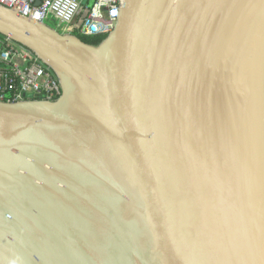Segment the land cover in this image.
<instances>
[{"label": "water", "instance_id": "95a60500", "mask_svg": "<svg viewBox=\"0 0 264 264\" xmlns=\"http://www.w3.org/2000/svg\"><path fill=\"white\" fill-rule=\"evenodd\" d=\"M0 34L62 91L0 103V264H264V0H125L96 47L0 5Z\"/></svg>", "mask_w": 264, "mask_h": 264}, {"label": "built area", "instance_id": "2783aa9c", "mask_svg": "<svg viewBox=\"0 0 264 264\" xmlns=\"http://www.w3.org/2000/svg\"><path fill=\"white\" fill-rule=\"evenodd\" d=\"M124 4L125 0H0L1 6L21 17L45 25L57 23L61 31L84 37L111 34ZM61 93L48 66L0 34V103L55 102Z\"/></svg>", "mask_w": 264, "mask_h": 264}, {"label": "trees", "instance_id": "16d2710c", "mask_svg": "<svg viewBox=\"0 0 264 264\" xmlns=\"http://www.w3.org/2000/svg\"><path fill=\"white\" fill-rule=\"evenodd\" d=\"M78 39H80L83 43L96 47L98 44H100L103 40L107 38V35H96L95 37H84L80 34H73Z\"/></svg>", "mask_w": 264, "mask_h": 264}, {"label": "rangeland", "instance_id": "374dc122", "mask_svg": "<svg viewBox=\"0 0 264 264\" xmlns=\"http://www.w3.org/2000/svg\"><path fill=\"white\" fill-rule=\"evenodd\" d=\"M47 26H49L50 28L54 29L57 32L67 34L65 31H61V28L57 23H48Z\"/></svg>", "mask_w": 264, "mask_h": 264}]
</instances>
